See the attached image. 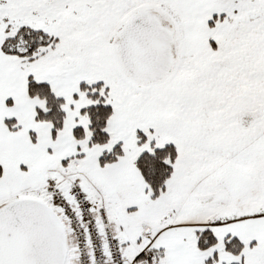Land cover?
Wrapping results in <instances>:
<instances>
[{"label":"snow or ice","instance_id":"snow-or-ice-1","mask_svg":"<svg viewBox=\"0 0 264 264\" xmlns=\"http://www.w3.org/2000/svg\"><path fill=\"white\" fill-rule=\"evenodd\" d=\"M0 264H264V0H0Z\"/></svg>","mask_w":264,"mask_h":264}]
</instances>
